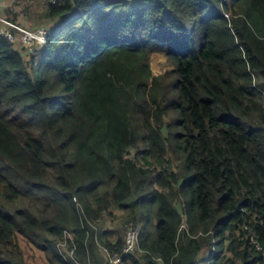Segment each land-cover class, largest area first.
I'll return each instance as SVG.
<instances>
[{"label":"trees","instance_id":"16d2710c","mask_svg":"<svg viewBox=\"0 0 264 264\" xmlns=\"http://www.w3.org/2000/svg\"><path fill=\"white\" fill-rule=\"evenodd\" d=\"M35 1L43 48L0 32V264H111L115 209L120 264H264V0Z\"/></svg>","mask_w":264,"mask_h":264},{"label":"built area","instance_id":"2783aa9c","mask_svg":"<svg viewBox=\"0 0 264 264\" xmlns=\"http://www.w3.org/2000/svg\"><path fill=\"white\" fill-rule=\"evenodd\" d=\"M42 2H47V3H56L57 0H41ZM19 2L20 0H12L10 6L11 12H17L19 10ZM23 11V10H22ZM23 15H26L25 12L23 11ZM6 24L10 26V29L6 27H0V32L4 35H6L10 40L16 41L17 37L11 32V29H15L20 32V38L18 41L21 39L27 41L31 40L32 41V51L37 50L38 48H43L46 43H47V38L48 35L50 34V31L48 28L44 26H40L37 29L31 30L29 28H25L20 23L14 22L13 20L9 19L5 14H0V24ZM182 228L186 227V224H182ZM139 236H140V231L139 229H134V228H128L126 237H125V246H124V255L121 256L117 253H109V261L111 264H120L124 258L125 255L131 254L135 252L137 249H140L139 245ZM103 247V246H101ZM103 252H107L106 248H102Z\"/></svg>","mask_w":264,"mask_h":264},{"label":"rangeland","instance_id":"374dc122","mask_svg":"<svg viewBox=\"0 0 264 264\" xmlns=\"http://www.w3.org/2000/svg\"><path fill=\"white\" fill-rule=\"evenodd\" d=\"M39 3H44L42 1H38ZM41 6V5H39ZM38 6L30 9L29 8V15L30 16H27V15H23L24 19L23 21L25 23H28V17L30 19H33L32 17V14L34 16V18L36 17V14L35 13H38L39 11V8H37ZM24 10V8H20L19 7V10L18 11H22ZM20 23V22H19ZM4 24V23H3ZM6 26V28L10 29V26L4 24ZM23 27L25 28H29L31 30H34V29H37L39 28L40 26H44V25H39V26H35V27H32V26H27V25H24V24H21ZM18 46H19V49L22 50V52L24 54H31V52H36V50L32 51V41L31 40H23L21 39L19 42H17ZM151 63H152V69L155 73H165L169 70H172V65L168 63L165 55L163 53H160V52H155L152 54V57H151ZM115 214L117 216H115V218L112 220V219H109V221L107 220H103L102 223L104 224V226L110 228L111 230H113V232H115L116 234H119V233H122L124 234V236L126 237V234H127V224L124 223V220H123V216L121 215V211L118 210V209H115ZM111 221V222H110ZM142 251L141 249H137L135 252H134V255H138V254H141ZM107 256V255H106ZM109 258V256H107ZM110 259V258H109Z\"/></svg>","mask_w":264,"mask_h":264},{"label":"crops","instance_id":"0c3cea01","mask_svg":"<svg viewBox=\"0 0 264 264\" xmlns=\"http://www.w3.org/2000/svg\"><path fill=\"white\" fill-rule=\"evenodd\" d=\"M27 1H30V0H25L24 2H21V5L19 6L20 8H22V6L23 5H26V3H27ZM34 1L35 0H31V2H30V4L31 5H33V3H34ZM11 2H12V0H0V14H4L5 13V10L10 6V4H11ZM26 2V3H25ZM36 3L38 2V1H35ZM35 4V3H34ZM39 7V6H38ZM37 7V8H38ZM30 9H32L31 7H30ZM28 10H29V7H28ZM30 16V15H29ZM23 19H24V17L22 16V17H19L17 20H18V22H20L21 24H24V25H27V26H32V27H35L34 25H33V19H30L29 17H28V23H25L24 21H23ZM37 21V20H36ZM44 27H46L45 25H44Z\"/></svg>","mask_w":264,"mask_h":264}]
</instances>
